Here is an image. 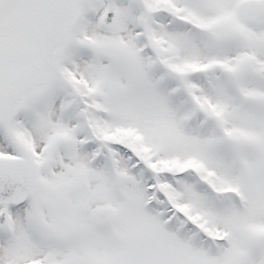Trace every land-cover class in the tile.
I'll return each instance as SVG.
<instances>
[{
    "label": "snow or ice",
    "instance_id": "obj_1",
    "mask_svg": "<svg viewBox=\"0 0 264 264\" xmlns=\"http://www.w3.org/2000/svg\"><path fill=\"white\" fill-rule=\"evenodd\" d=\"M0 264H264V0H0Z\"/></svg>",
    "mask_w": 264,
    "mask_h": 264
}]
</instances>
